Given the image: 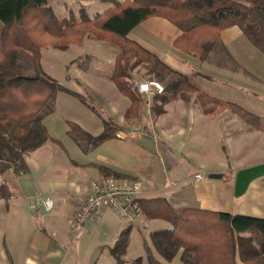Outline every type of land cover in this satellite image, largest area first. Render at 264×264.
Here are the masks:
<instances>
[{
	"label": "trees",
	"instance_id": "obj_1",
	"mask_svg": "<svg viewBox=\"0 0 264 264\" xmlns=\"http://www.w3.org/2000/svg\"><path fill=\"white\" fill-rule=\"evenodd\" d=\"M46 4V0H0V175L8 171L19 178L29 175L27 156L46 142L55 141L43 123V112L59 92L72 94L88 104L85 96L50 77L24 75L20 55L28 52L31 64L41 67L43 47L65 50L85 37L108 42L119 50L108 78L130 101L124 124L106 118L103 132L97 136L68 121V136L85 148L97 147L141 121L147 98L139 93L134 73L163 85V92L152 99L150 113L154 118L165 113L170 101L193 96L206 115L230 109L264 131L260 116L235 102L211 96L194 77L173 69L158 54L129 37L142 22L158 17L180 29L173 46L201 61L208 59L222 32L232 27H237L264 54V0H113L114 8L94 18L85 11L79 16L60 18ZM30 11L36 12L37 19L32 28H27L25 20ZM88 106L101 112L95 104ZM99 169L113 178L135 180ZM9 195L8 186L0 185V197ZM137 205L146 220L169 224L153 231L150 241L144 240L150 264H168L178 254L181 264H264V218L177 207L162 197L139 198ZM130 226L111 247L115 264H128L124 255ZM131 264H142V259Z\"/></svg>",
	"mask_w": 264,
	"mask_h": 264
},
{
	"label": "crops",
	"instance_id": "obj_2",
	"mask_svg": "<svg viewBox=\"0 0 264 264\" xmlns=\"http://www.w3.org/2000/svg\"><path fill=\"white\" fill-rule=\"evenodd\" d=\"M141 25L157 41L146 34L144 39L132 37L133 31ZM139 26L130 33V38L158 54L173 69L189 76L195 73L191 67L193 63L191 57L195 56L186 54L173 46L174 40L181 34L178 27L158 17L147 19ZM239 33L242 32L237 27L229 28L222 32L219 41H224L228 45L232 44L239 37ZM197 73L201 74L200 71ZM104 82L113 84L109 78ZM184 100L196 102L193 97ZM173 101L179 102L180 99ZM182 104L184 105L176 107L173 111L178 118H173L172 123L167 120L170 116L168 105L165 113L157 118H153L150 111L145 110L140 122L127 127L115 138L97 147H83V152L78 159H74L64 148L62 151L70 161L64 172L58 170L55 165L48 164L60 155L57 148L59 146L54 143L56 141H48L27 156L29 175L19 178L12 171L1 174L0 185L6 184L10 193L8 198L0 197V201L6 203L4 211L9 213L12 210L21 215L27 211L28 205L36 218L34 221L23 222L24 219L21 220L20 217L13 224V229L20 232L9 234L8 237H12V244L5 239L0 249V264H100L104 254L112 255L111 247L115 245L120 234L130 226L112 209L103 210L94 220L87 222L75 237L72 236L75 213L88 196L92 182L113 178L108 173L103 174L99 167L140 182L142 187L140 198L162 197L177 207H193L217 212L232 211L235 179L233 182L223 183L209 178V180L196 181V175H201L198 170L239 171L263 164L264 161L232 168L224 162H220L217 166L193 159L191 153H185V148L197 110L193 104ZM128 107L120 113L118 124H124V114ZM219 117H222V114ZM80 126L85 129L82 125ZM251 129L253 131L251 138L257 142L260 141L262 139L260 135H264V131L255 127ZM133 132H136L135 135H132ZM179 152L187 159L186 163L177 156ZM179 168L182 172L178 171ZM252 184H256V180L250 186ZM188 189L192 192L190 198L182 195ZM48 198L53 200V207L50 211H44L41 201ZM258 211L264 212V209H258ZM155 221L157 220L147 222L150 224ZM134 225L135 223L129 230ZM124 260L131 261L129 248L124 255ZM239 264L243 263L239 262Z\"/></svg>",
	"mask_w": 264,
	"mask_h": 264
},
{
	"label": "rangeland",
	"instance_id": "obj_3",
	"mask_svg": "<svg viewBox=\"0 0 264 264\" xmlns=\"http://www.w3.org/2000/svg\"><path fill=\"white\" fill-rule=\"evenodd\" d=\"M116 1L124 2L125 0ZM46 3L48 10L60 18H68L72 14L79 16L82 11L94 18L106 10L114 8L113 0H46ZM43 18L44 21L48 20L46 15ZM36 19V12L30 11L26 16L25 26L32 28ZM145 34L157 41L149 31H145L142 25L137 27L131 36L144 39ZM168 48L167 46L166 49L168 50ZM118 53L119 50L108 42L85 37L81 43H73L65 50L50 46L43 47L41 67L31 64L28 52L20 55L18 60L23 67L24 75L50 77L64 88L85 96L88 104H95L101 110L99 113L95 112L82 99L72 94L59 92L56 95L43 112V123L51 136L56 139L54 143L60 147H57L60 155L49 161V165H55L58 170L64 172L70 161L62 150L67 149L74 159H78V156H81L83 152L82 149L85 145L78 144L67 134L68 121L82 125L96 136L103 131L104 119L111 118L119 123L120 113L128 107L129 100L115 88V85L104 82L113 70ZM191 58L193 60L191 67L195 71L191 76L196 79L204 91L222 101L237 103L260 116L264 123V54L254 48L242 33H239V37L232 44H225L224 41L216 43L205 62L195 57ZM199 71L202 75L197 73ZM149 80L154 79L134 73V82L140 83ZM152 99L153 97L147 98L146 110L148 111H150ZM182 103L193 104L197 110L185 148V153H191L193 159L207 165L217 166L220 165V162H224L232 168L264 161V135H260L262 139L258 142L252 139L251 127L253 125L239 117L236 112L226 109L218 115L206 116L200 111L197 101L188 102V100L180 99L179 102L170 101L167 104L170 110V116L167 118L169 123L173 122V118H178L176 112L173 111L176 107L183 106ZM167 105H165V109ZM221 114L222 117H219ZM122 133L124 135V132ZM135 133L133 132L134 135ZM177 156L186 163L187 159L182 157L180 152ZM178 171L182 172V169L179 168ZM198 171L201 172V175H196V181L209 180L210 173H221L223 178L217 180L219 183L233 182L238 172L232 169L211 172L199 169ZM109 179L130 181L129 179ZM132 181L141 187L140 182ZM1 182L0 180V184ZM182 195L190 198L192 192L188 189ZM4 204H6L4 201H0V249L5 243V239L12 244V237H8L9 234L20 232V230L13 229V224L20 217L21 220L24 219L23 222L34 221L36 218L35 214L29 210L28 205L27 211L19 215L12 210L6 213L3 209ZM258 209H264V177L257 179L256 184H252L244 195L235 196L230 212L264 218V212H259ZM147 221L140 213L129 232L128 248L131 261L129 260L128 264L133 263L137 258L142 259V264H150L144 250V239L150 241L151 232L169 227L168 223L161 220L150 224ZM108 254L110 253L102 256L100 264H115L114 257ZM156 256L161 259L157 253ZM168 264H181L180 254Z\"/></svg>",
	"mask_w": 264,
	"mask_h": 264
},
{
	"label": "built area",
	"instance_id": "obj_4",
	"mask_svg": "<svg viewBox=\"0 0 264 264\" xmlns=\"http://www.w3.org/2000/svg\"><path fill=\"white\" fill-rule=\"evenodd\" d=\"M138 91L152 98L163 92V86L156 80L142 81L138 83ZM141 193L140 185L132 180L105 179L92 182L88 196L75 213L72 236L75 237L87 222L94 220L105 209L116 211L126 223L133 224L140 215L137 200ZM41 207L44 211H50L53 200L48 198L41 201ZM31 208L34 209L33 206Z\"/></svg>",
	"mask_w": 264,
	"mask_h": 264
},
{
	"label": "water",
	"instance_id": "obj_5",
	"mask_svg": "<svg viewBox=\"0 0 264 264\" xmlns=\"http://www.w3.org/2000/svg\"><path fill=\"white\" fill-rule=\"evenodd\" d=\"M264 176V163L258 164L252 167H248L239 170L235 178L234 194L236 197H240L246 193L250 184L255 180L262 178ZM209 179H222L223 175L221 173H210L208 175Z\"/></svg>",
	"mask_w": 264,
	"mask_h": 264
}]
</instances>
